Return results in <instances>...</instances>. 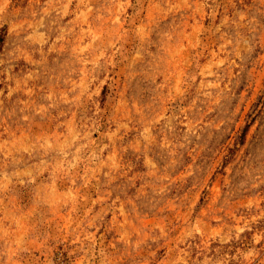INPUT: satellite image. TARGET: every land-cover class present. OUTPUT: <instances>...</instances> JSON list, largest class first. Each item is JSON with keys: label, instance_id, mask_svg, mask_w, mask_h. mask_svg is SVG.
Here are the masks:
<instances>
[{"label": "rangeland", "instance_id": "1", "mask_svg": "<svg viewBox=\"0 0 264 264\" xmlns=\"http://www.w3.org/2000/svg\"><path fill=\"white\" fill-rule=\"evenodd\" d=\"M0 264H264V0H0Z\"/></svg>", "mask_w": 264, "mask_h": 264}]
</instances>
